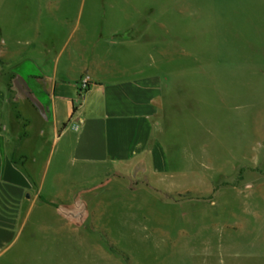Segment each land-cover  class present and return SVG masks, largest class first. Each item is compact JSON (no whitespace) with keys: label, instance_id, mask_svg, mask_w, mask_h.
I'll return each instance as SVG.
<instances>
[{"label":"rangeland","instance_id":"rangeland-1","mask_svg":"<svg viewBox=\"0 0 264 264\" xmlns=\"http://www.w3.org/2000/svg\"><path fill=\"white\" fill-rule=\"evenodd\" d=\"M36 37L190 70L199 103L175 129L179 170L89 183L86 219H40L5 264H264V0H0V55Z\"/></svg>","mask_w":264,"mask_h":264},{"label":"crops","instance_id":"crops-1","mask_svg":"<svg viewBox=\"0 0 264 264\" xmlns=\"http://www.w3.org/2000/svg\"><path fill=\"white\" fill-rule=\"evenodd\" d=\"M98 49L92 40L55 51L36 37L0 55L16 64L0 75V264L40 219H86L82 196L102 176L120 188L115 176L179 170L175 129L185 113L193 128L198 74L130 70Z\"/></svg>","mask_w":264,"mask_h":264},{"label":"built area","instance_id":"built-area-1","mask_svg":"<svg viewBox=\"0 0 264 264\" xmlns=\"http://www.w3.org/2000/svg\"><path fill=\"white\" fill-rule=\"evenodd\" d=\"M81 88L82 89H86L87 85H88V81L86 78H84L82 81H81Z\"/></svg>","mask_w":264,"mask_h":264}]
</instances>
